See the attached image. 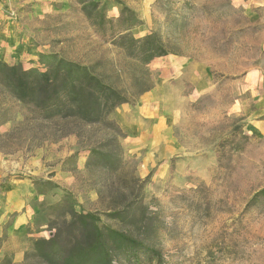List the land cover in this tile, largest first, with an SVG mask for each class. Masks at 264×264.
I'll use <instances>...</instances> for the list:
<instances>
[{
    "label": "rangeland",
    "instance_id": "obj_1",
    "mask_svg": "<svg viewBox=\"0 0 264 264\" xmlns=\"http://www.w3.org/2000/svg\"><path fill=\"white\" fill-rule=\"evenodd\" d=\"M82 1L18 6L0 0V22L23 23L31 44L43 51L100 63L127 93L139 89L135 74L149 73L153 88L110 114L124 136L60 120L44 125L47 138L34 140V126H26L19 146L0 149L6 182L39 179L66 187L78 210L98 212L105 223L154 246L163 254L161 264H264V196L249 204L264 188V17L240 8L229 13L230 0H96L108 17H119L123 5L133 9L143 21L135 36L156 31L180 52L143 67L91 24ZM12 105L15 120L0 125L1 133L27 113ZM91 147L116 149L124 166L111 172L91 161ZM26 198L40 225L36 237H51L47 223L57 195ZM123 208L130 213L123 221L107 214ZM16 237L0 238V264H43L26 257L32 238ZM142 264L156 263L143 257Z\"/></svg>",
    "mask_w": 264,
    "mask_h": 264
},
{
    "label": "trees",
    "instance_id": "obj_2",
    "mask_svg": "<svg viewBox=\"0 0 264 264\" xmlns=\"http://www.w3.org/2000/svg\"><path fill=\"white\" fill-rule=\"evenodd\" d=\"M82 4L91 24L103 35H110L111 42L124 56L143 67L156 58L180 54L156 31L135 36L133 29L141 26L143 21L133 9L123 5L120 16L115 18L108 17L106 9L96 0H84ZM227 9L232 13L236 8L229 2ZM175 16L180 17L179 14ZM100 65L71 60L52 51H42L38 63L29 68L0 59V125L15 120L12 104L27 109L11 130L0 132V149L11 150V146H19L26 126H34V140L47 138L44 125L60 120L99 125L124 136L119 125L110 119V114L121 106L135 104L154 84L146 70L147 75L135 74L132 78L135 88L139 87L136 93H127L110 81V75L101 71ZM90 160L100 162L111 172L120 171L125 164L116 149L104 151L91 147ZM34 183L39 194L62 189L51 180L36 179ZM62 190L64 194L52 207L55 216L47 223L54 234L49 238H32V252L27 253V258H37L43 264H117L119 260L142 264L143 257L156 264L164 262L160 250L139 240L132 232L105 223L98 212L78 210L73 193ZM261 196H264V188L254 194L249 204ZM107 214L121 221L130 215L126 208ZM4 263L11 264L12 260L4 259Z\"/></svg>",
    "mask_w": 264,
    "mask_h": 264
},
{
    "label": "crops",
    "instance_id": "obj_3",
    "mask_svg": "<svg viewBox=\"0 0 264 264\" xmlns=\"http://www.w3.org/2000/svg\"><path fill=\"white\" fill-rule=\"evenodd\" d=\"M11 3L22 6L28 2L41 1V0H9ZM231 4L235 8L246 10V12L253 15L254 18L264 17V0H230ZM16 5V6H17ZM3 12H0V18ZM12 24V25H10ZM31 31L21 22H0V59L9 64H23L24 67L29 68L36 65L39 61V54L43 51L42 46L34 47L30 41ZM30 43H29V42ZM28 64V65H25ZM144 95H141L142 98ZM142 100V99H141ZM129 106V105H127ZM123 107H126L124 105ZM137 115L141 118L143 110L137 109ZM8 171L2 158L0 157V185L7 184L4 187L6 191L7 199L6 203L0 204V238L3 235L13 238L28 236L35 238L39 229V224L35 225L33 218L35 215V209L31 204L26 206L28 196H43L39 194L35 186L34 180L22 181L12 180L7 181ZM54 180V179H52ZM9 181V180H8ZM58 184V183H57ZM59 185V184H58ZM60 186V185H59ZM24 187V190H23ZM62 189L66 187L60 186ZM62 189H56L53 192L59 196L64 194ZM22 191H27L26 193ZM60 191V192H59ZM61 195V196H62ZM42 225V224H41ZM42 227V226H41ZM28 228H31L28 231ZM21 251V250H18Z\"/></svg>",
    "mask_w": 264,
    "mask_h": 264
}]
</instances>
